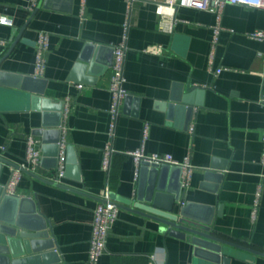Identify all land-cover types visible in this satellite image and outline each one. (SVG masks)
Instances as JSON below:
<instances>
[{
	"label": "crops",
	"instance_id": "0c3cea01",
	"mask_svg": "<svg viewBox=\"0 0 264 264\" xmlns=\"http://www.w3.org/2000/svg\"><path fill=\"white\" fill-rule=\"evenodd\" d=\"M32 2L0 0V19L12 22L0 23L1 69L45 80V97L55 105L64 102L60 140L74 146L78 164L67 172L66 159L67 174L58 183L52 180L55 170L41 166L34 171L39 178L25 174L10 195L35 200L62 264H89L94 210L107 187L122 207L98 264H222L198 255L191 240L167 234L158 222L126 208L133 206L124 201L134 203L139 188L131 155L137 150L147 157L170 155L180 164L188 159L194 171L186 188L181 183L176 209L189 205L194 215L213 220L215 236L264 252V41L250 36L264 30V9L225 6L214 65L224 70L215 76L209 70L218 26L212 10L181 6L174 32L165 33L152 0L131 8L125 0H37L31 8ZM43 32L50 46L45 72L37 77ZM121 44L128 97L114 114L110 85L114 48ZM81 58L91 61L81 74L87 81L75 71ZM195 88L190 116L172 98ZM26 93L8 87L0 96V155L17 166L29 137L40 149L43 144L36 131L44 113L31 108ZM171 104L180 108L170 111ZM108 147L113 152L106 171ZM12 169L5 166L0 175L5 187ZM231 260L264 264V256L247 252Z\"/></svg>",
	"mask_w": 264,
	"mask_h": 264
},
{
	"label": "water",
	"instance_id": "95a60500",
	"mask_svg": "<svg viewBox=\"0 0 264 264\" xmlns=\"http://www.w3.org/2000/svg\"><path fill=\"white\" fill-rule=\"evenodd\" d=\"M17 41L18 39L15 43ZM2 62H0V96H3L5 88L8 87L26 91L30 98L31 108L44 113L42 128L36 131V134L43 139L41 166L47 167L49 170H56L60 151V127L64 116V102L55 105L51 99L45 97V80L20 76L2 70ZM85 63L91 64V61L81 58L75 67L76 73H80V81H87L84 76H81L88 67ZM196 90L195 88L186 94L172 98L175 103L182 104L183 106L180 107L183 108V111L186 110L190 116L194 111L193 96L199 94V91ZM180 107L171 104L169 110ZM52 117L54 118L53 122L50 120ZM67 150L68 168L66 171L68 172L70 167H76L78 159L74 146L68 145ZM5 166L18 168L16 164L0 155V175ZM139 172V188L134 203L130 199L124 201L125 204L133 206L126 207L128 210L158 222L167 234L182 240H191L196 246L197 254L209 258L213 262L229 264L232 261V256L241 252L258 255V257L264 256V252L212 234L213 220L202 219L194 215L189 205L176 209V203L181 196V173L183 171L180 166L149 165L144 162L141 164ZM25 174L39 178L35 173L29 171H25ZM171 180H174L172 184ZM49 183L52 184V182ZM53 184L84 194L61 184ZM111 200L119 208L122 207L121 204L115 202L112 194ZM100 201L103 200L100 199ZM50 228L47 219L40 214L35 200L29 196L10 195L7 193L6 187L0 183V264H62V259L58 251L55 250L56 243L50 238Z\"/></svg>",
	"mask_w": 264,
	"mask_h": 264
},
{
	"label": "built area",
	"instance_id": "2783aa9c",
	"mask_svg": "<svg viewBox=\"0 0 264 264\" xmlns=\"http://www.w3.org/2000/svg\"><path fill=\"white\" fill-rule=\"evenodd\" d=\"M37 0H33L32 7H35ZM129 6L132 7L133 3L138 0H125ZM156 3L158 7L159 15V30L165 33H173L176 23L180 20L178 18L177 11L179 7L184 6L192 9H198L203 11L212 10L217 14L218 26L215 28L214 36L212 39L211 54L209 60V70L215 75L218 76L224 70V68H215V55L216 49L219 41V34L223 30L221 26V19L224 8L227 4H238L245 5L254 8L264 9V0H152ZM1 24L11 25V20L7 18L0 19ZM253 39L264 41V30L257 31L250 35ZM3 43V41H0ZM36 46V60H35V76H43L46 68V52L50 46V35L48 33H41L38 37ZM126 56V47L124 44L116 46L114 48V60H113V75L111 79L110 91L113 94V108L112 112L116 114L117 106L121 100L125 99L128 96L126 89L124 88L125 77H124V64ZM80 89H83V86H79ZM264 103V99H263ZM68 111V108H66ZM65 111V115H66ZM193 132V127L190 129ZM60 151L58 157L57 169L54 172L55 180L54 182H59L62 177L65 175L66 170V159H67V144L64 140H60ZM112 148L108 147L104 154L103 167L108 171L110 166V156L112 153ZM131 155L135 158L137 165V174L140 170L142 163H147L149 165H173L180 166L182 168V186L186 188L191 180L194 167L187 159L184 163L180 164L172 158L170 155L165 156H145L143 150H137ZM42 151L39 148V141L34 140L33 137L28 139V147L25 158L22 163L19 164L18 168L12 169V175L7 184L6 189L8 194H14L16 187L20 184L23 177L25 176V171L31 173L36 172L42 163ZM103 201H100L97 207L94 210V219L92 224V236L90 239V251H89V264H98L101 256L104 254L107 240L110 234V228L114 222L119 217L120 208L111 200V192L107 187L103 197ZM258 203V202H257Z\"/></svg>",
	"mask_w": 264,
	"mask_h": 264
}]
</instances>
